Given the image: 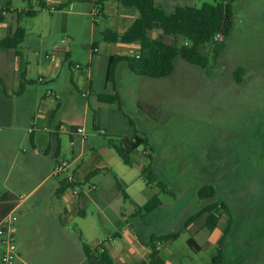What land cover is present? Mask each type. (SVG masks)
<instances>
[{
    "label": "rangeland",
    "instance_id": "obj_1",
    "mask_svg": "<svg viewBox=\"0 0 264 264\" xmlns=\"http://www.w3.org/2000/svg\"><path fill=\"white\" fill-rule=\"evenodd\" d=\"M5 1L0 0V8ZM214 2L181 0L178 5L200 7ZM12 3L16 7H28L27 0H12ZM89 8L86 2H77L71 8L52 12L46 7L35 17L23 16L19 21L26 36L18 51L23 53L24 59L28 57L32 65L39 58L41 62L44 53L54 45L63 47L66 43L62 44V39L71 38L73 53L69 61L62 64L60 85L64 92L71 91L76 97L85 93L87 88L91 45L95 43L100 47L103 43L100 32L105 27L100 21L93 22L88 14ZM232 10L233 25L225 39V48L216 57L211 46L203 49L208 57L205 69L177 58L173 72L166 78L137 76L125 63L115 73L121 108L113 127L118 135H113L112 142L118 146L133 135L145 138L140 150L151 154L152 174L158 184L153 189L158 187V190L167 192V195L158 194L162 207L150 213L142 211L141 216L130 220L141 234L145 231L156 236L179 233L177 239L170 240L162 249L165 264L211 263L218 245L215 243L211 248L202 241V236L205 238L210 232L206 230L199 233V239L194 238L200 246L198 252H193L186 245L188 234L180 232L186 218L210 203L223 204L227 208V211L219 208V230L227 226L228 217L231 221L222 244V264H264V0H235ZM81 12H87V15ZM222 40L223 36L218 37V41ZM13 53L0 51V58L4 57L0 61V76L4 81L13 71L16 58ZM70 62L73 63L71 68L68 66ZM238 69L242 72L237 79ZM101 70L100 76L94 79L100 90L105 83L102 76V72L105 75V61ZM36 72L35 69L28 78L34 81ZM11 98L10 94L5 96L0 88V146L7 143L9 149L0 157L3 162L0 193L4 191L1 183L13 162L8 186L13 183L18 201L24 199V204L14 214L19 219L21 209H35L34 219L47 230L48 243L41 250L42 260L53 264H76L79 255L75 243H80L82 236L76 230L75 221L65 225L70 243L64 250L57 232L59 220H45L38 212L40 194L48 190L57 178L51 176L49 181L27 196L49 174L51 165L43 164L23 184H16L14 168L26 145L20 138L8 142L4 138L8 117L13 112ZM109 114H105L102 108H89L84 126L87 134L94 133L92 126L94 121L97 123V117L107 120ZM18 124L24 128L27 121L18 118ZM19 133L25 135L21 131ZM94 134L99 141L95 148L102 141L107 144L111 140L108 134L106 137ZM92 143L89 139L88 144L92 146ZM115 157L119 160L118 156ZM120 163L126 168L123 162ZM129 173H135L132 180L139 176L135 168ZM107 179L114 187V195L124 201L110 174ZM204 186L215 190L213 198L199 199L198 191ZM130 196L136 200L138 193L135 188ZM113 230L112 226L105 225L95 237L102 238Z\"/></svg>",
    "mask_w": 264,
    "mask_h": 264
},
{
    "label": "crops",
    "instance_id": "obj_2",
    "mask_svg": "<svg viewBox=\"0 0 264 264\" xmlns=\"http://www.w3.org/2000/svg\"><path fill=\"white\" fill-rule=\"evenodd\" d=\"M27 1V8L16 7L12 0H6L1 4L0 40L6 37L9 32L11 33L17 27H20L19 21L23 16L18 18L17 13H23L29 8L37 11L36 14L40 10H44L36 7V0ZM95 1L70 0L68 4H66V0H46L45 2L50 12H52L50 7H54V11H56L60 5L66 4L64 8H71L77 2L88 3L90 5L88 14H90L93 22L98 23L100 21L105 27L100 34L105 30H113L122 34L138 17V12L135 8L123 7L117 0H107L103 10L95 5ZM154 1L157 8L164 10L166 13H171L181 0ZM81 14L87 15V12H81ZM157 34H160V31L155 30L150 33V36L155 37ZM164 42L173 44L175 42L182 43V40L179 37L164 36ZM61 43L66 44L63 47L54 45L49 51L44 53L41 62L39 58L33 65L28 57L24 59L23 53L18 51L19 45L14 50L4 51L0 49L3 52L13 51L16 57L13 71L10 74L8 73L6 81L0 76V88L5 96L11 95L10 103L13 110L6 123L7 133L4 138L6 142L20 138L21 142L26 145L21 152V159L14 168V177L17 179L16 184H23L32 173L39 171L43 164L51 165L49 174L27 196L49 181L51 176L57 178V181L50 184L48 190L40 194L38 212L45 220H59L60 227L57 225V232L64 250L67 249L70 243L69 233L65 225L75 221L76 230L82 236L80 243H75V249L79 255V261L76 264H100L97 259L100 251L96 244L103 240L107 241L103 248L108 253L112 264H132L146 260L149 255L147 246L149 240L152 237L171 233L156 236L145 231V233L141 234L139 228L132 224L130 219L141 216L143 206L153 197H158L159 193L167 195V192L158 190V187L153 189L158 185L156 178L153 176V180H147L145 174H143L144 168L149 163V160L152 162V159L151 154L148 155L143 149L140 150L142 145L130 152V164H125L126 168L129 169L127 170L121 166L120 162L123 161L114 149L116 144L112 142L113 135H118L114 132L113 127L118 114H120L119 109L116 104L99 103L97 100V95L113 94L112 85L108 81V69L112 58L123 55L136 57L140 51V44L138 42L133 44L103 42L99 47L92 43V45L95 44V47L93 49L91 45V53L88 60L89 79L87 88L85 93H82L80 97H76L71 91L64 92L61 87L62 64L64 61H69L73 53L70 37L62 39ZM34 55L39 56L40 54L35 53ZM3 59L4 57H1L0 61L2 62ZM32 59L34 60V58ZM103 61H105V75L102 72V76L105 83L101 87L102 90H100V87L94 83V79L100 76ZM122 63L124 62L117 65L116 70ZM68 66L71 68L73 63L70 62ZM76 68L79 69L80 67L76 66ZM35 69L37 71L36 79L33 81L28 77ZM116 87L117 89L119 87L117 81ZM67 96L69 97L66 98ZM89 108L92 110L102 108L105 114L110 112L107 120L106 118L99 119L97 117V123L95 121L93 123L92 130L94 133L96 132L99 136L106 137L108 131L111 139V142L109 141L107 144L102 141V144H99L97 148L94 147L99 143L95 137L96 135L94 133L87 134L84 128ZM18 118H21L22 121H27L24 128L19 126ZM129 125L131 126L130 123ZM20 131L25 135H20ZM136 136L125 138L123 141L127 144L129 140H133ZM137 137L143 138L142 136ZM89 139L93 142L92 146L88 144ZM8 150L7 143L1 145L0 157L4 156L3 152L8 153ZM115 156H118L120 161ZM2 163L0 161V173L3 171ZM59 163H65V170L56 174L54 169ZM12 164L13 162L11 167L13 166ZM11 167L1 183V188L4 191L0 193V220L6 214L14 212L24 204V199L18 201L19 198L14 194V184L12 183V186H8L11 180V172L13 171ZM133 168L137 169L139 174L138 178L134 180H132V177L135 176V173H129ZM108 174L115 180L116 190L123 194L124 201L114 195V187L107 179ZM69 178H71V181H69ZM65 182L73 185L59 192L62 183ZM133 188L138 193L136 200H133L130 196ZM74 189L78 190L77 195H73ZM158 199L160 204L156 208L163 206L162 200L159 197ZM127 202L130 204L128 205ZM20 214L16 224L18 259L15 264H53L49 260H42L41 250L48 243L47 230L43 225L37 224L34 219L36 215L35 209H21ZM219 223L220 220L216 229L212 232L208 231L210 235L205 236V238L202 236V241L209 244L211 248L213 244L218 243L221 237L220 234L223 228L219 230ZM105 225L112 226L113 232L102 238L100 236L95 237L96 233L100 232V229L104 228ZM204 225L205 215H202L185 229L182 226L180 228V232L183 231L188 234L185 243L193 252L200 250V246L194 238L199 239L201 237L199 233L207 230ZM83 241H85L83 246L89 251L87 255H85L81 245ZM157 242L161 243V248L159 249L163 258L162 249L169 244L170 240ZM49 243L52 244V241H49ZM64 245L65 247L63 248Z\"/></svg>",
    "mask_w": 264,
    "mask_h": 264
},
{
    "label": "trees",
    "instance_id": "obj_3",
    "mask_svg": "<svg viewBox=\"0 0 264 264\" xmlns=\"http://www.w3.org/2000/svg\"><path fill=\"white\" fill-rule=\"evenodd\" d=\"M46 0H36L38 9H45ZM107 0H96L95 5L101 10L104 9V4ZM235 0H215L213 4H203L200 7L193 6H176L171 13H166L164 10L155 6L154 0H117V2L127 8H135L138 12V17L134 19L129 28L122 34L113 30H105L101 33L103 42L106 43H122V44H140L138 58L135 56H115L112 58L108 69V81L112 85L113 94L97 95L99 103L116 104L120 110V96L117 92L115 71L119 63L124 62L129 71L137 76L160 79L166 78L173 72L174 63L177 58H181L186 63L205 69L208 66V57L204 54L205 46H211L213 56L216 57L225 48V39L228 37L233 25V10L232 5ZM70 0H66L68 4ZM66 4L60 5L58 10H62ZM37 11L29 8L25 12L17 13V17L22 16L34 17ZM2 16L0 15V21ZM158 30L160 34L155 37L150 36V33ZM217 35H222L223 40H215ZM164 36L179 37L182 43L166 44ZM25 37L24 29L17 27L13 32L0 40V49L14 50L22 42ZM93 49L95 44L92 45ZM242 72V69L236 71V77ZM132 125V123H130ZM145 138L134 137L127 144L124 141L120 145H115L114 149L124 164L129 165V154L139 146L143 145ZM147 180H153L152 163H149L143 170ZM72 183H62V191L71 187ZM163 190V189H161ZM215 196V190L211 186H204L198 191L200 200H207ZM160 201L158 197H153L142 208L145 213L152 212ZM219 208H227L221 204L210 203L203 206L198 212L189 216L182 224L185 229L194 220L202 215H205V228L212 232L217 228L220 219ZM230 217L227 220V226L222 229L221 237L218 240V248L216 255L212 258L210 264H222V244L224 238L230 228ZM178 232L152 237L147 244L149 255L146 260H141L132 264H165L161 256V251L156 246L157 241L167 242L171 239H177ZM191 248L192 246L189 245ZM84 253H89L88 249L83 246ZM100 264H112L108 253L103 250L98 253Z\"/></svg>",
    "mask_w": 264,
    "mask_h": 264
},
{
    "label": "built area",
    "instance_id": "obj_4",
    "mask_svg": "<svg viewBox=\"0 0 264 264\" xmlns=\"http://www.w3.org/2000/svg\"><path fill=\"white\" fill-rule=\"evenodd\" d=\"M51 11H54V7H50ZM222 35H217L215 40H218V37ZM138 58V55L136 56ZM65 170V163H59L56 165L54 172L59 174ZM71 181V178H69ZM78 190H73V195H77ZM18 218L14 212L6 214L0 220V264H15L18 259V248L16 241V224ZM107 241H99L96 244V247L100 252L104 250L105 243ZM157 248L161 246L160 242H156Z\"/></svg>",
    "mask_w": 264,
    "mask_h": 264
}]
</instances>
